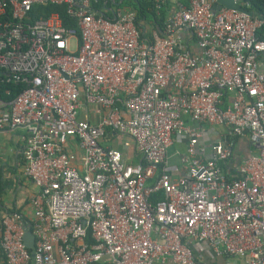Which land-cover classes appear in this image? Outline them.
Wrapping results in <instances>:
<instances>
[{
	"label": "built area",
	"instance_id": "1",
	"mask_svg": "<svg viewBox=\"0 0 264 264\" xmlns=\"http://www.w3.org/2000/svg\"><path fill=\"white\" fill-rule=\"evenodd\" d=\"M106 1L0 0V132H26L36 187L29 228L2 216L3 264H264V20L187 0L143 37Z\"/></svg>",
	"mask_w": 264,
	"mask_h": 264
},
{
	"label": "crops",
	"instance_id": "2",
	"mask_svg": "<svg viewBox=\"0 0 264 264\" xmlns=\"http://www.w3.org/2000/svg\"><path fill=\"white\" fill-rule=\"evenodd\" d=\"M181 1H186L187 4V0H169V3L174 7L186 5ZM25 138L26 132L23 130L11 133L0 132V215L18 213L21 216L22 225L29 228L34 219L30 201L36 192V187L23 174L22 149ZM176 142L177 145H181L180 151L170 154V150ZM122 143L117 144L116 147L123 153L125 161L129 164L139 163L141 157L135 151L132 141L123 139ZM186 144V138L176 136L169 149V170L175 177L179 176L180 156L185 152ZM238 161L239 157H235L232 166L238 164ZM0 264H3L1 254Z\"/></svg>",
	"mask_w": 264,
	"mask_h": 264
},
{
	"label": "trees",
	"instance_id": "3",
	"mask_svg": "<svg viewBox=\"0 0 264 264\" xmlns=\"http://www.w3.org/2000/svg\"><path fill=\"white\" fill-rule=\"evenodd\" d=\"M186 4V1H181ZM238 4L247 11L254 14L255 17L264 20V0H237ZM96 9L105 17L112 19L116 11H133L135 13V25L140 35L146 37L151 30L156 31L160 36L164 35L166 19L170 11L176 9L166 0L159 9H156L153 0H107L97 4ZM51 12H58L63 24L66 27L74 26L73 21L67 16L64 7L49 6L44 9L47 15ZM256 38L264 42V23L255 32ZM162 194L158 193L152 197L157 201L162 199ZM2 227V216L0 215V230Z\"/></svg>",
	"mask_w": 264,
	"mask_h": 264
},
{
	"label": "water",
	"instance_id": "4",
	"mask_svg": "<svg viewBox=\"0 0 264 264\" xmlns=\"http://www.w3.org/2000/svg\"><path fill=\"white\" fill-rule=\"evenodd\" d=\"M218 7H224L227 9H232L236 11H240L246 13L250 17H254V14L250 11L245 10L242 8L237 0H214L213 9L216 10ZM23 242L27 248L31 249L33 246L34 238L29 229H26L23 234Z\"/></svg>",
	"mask_w": 264,
	"mask_h": 264
},
{
	"label": "rangeland",
	"instance_id": "5",
	"mask_svg": "<svg viewBox=\"0 0 264 264\" xmlns=\"http://www.w3.org/2000/svg\"><path fill=\"white\" fill-rule=\"evenodd\" d=\"M122 140H123V138H115V140L113 142V146L116 147L117 144L122 143ZM177 144L178 143L176 142L175 145L172 147V149L170 150V154H176L178 151H180L181 145H177Z\"/></svg>",
	"mask_w": 264,
	"mask_h": 264
}]
</instances>
